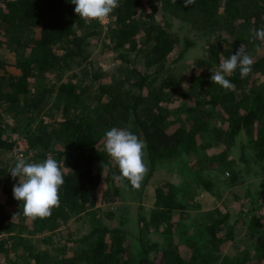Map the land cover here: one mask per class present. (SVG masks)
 I'll list each match as a JSON object with an SVG mask.
<instances>
[{
    "label": "trees",
    "instance_id": "16d2710c",
    "mask_svg": "<svg viewBox=\"0 0 264 264\" xmlns=\"http://www.w3.org/2000/svg\"><path fill=\"white\" fill-rule=\"evenodd\" d=\"M74 9L71 0H0V35L4 43L26 49L13 62L5 55L0 57V102L19 105L22 113L26 112L11 127L0 120V152L6 153V159H0V264H50V257L45 258L35 245L42 234L57 232L77 213L91 211V222L98 223L97 211L91 208L102 200L118 199L122 182L112 177L114 173L119 175V169L103 144L104 134L112 127L130 126L145 141L149 176L160 165L181 156L186 157V167L197 178L205 170L229 169L230 149L243 132L250 138L252 158L264 172V59H254L252 72L243 80L239 70L226 77L234 90H225L210 79L211 70L219 67L221 55L229 58L243 46L252 56L257 46L264 45V41L250 42V31L264 27V0H195L188 8L183 7V0H119V6L110 14L111 44L107 45L112 46L109 54L117 62L128 64V75L118 82L106 83L93 73L89 87L82 88V83L69 78L48 86L49 72L69 69L74 60L92 61L87 47L91 38L101 33V22L82 19ZM174 19L189 25L192 32L207 36H201L207 42L203 62L215 65L189 76L186 82L173 72L157 77L143 71L138 63L142 61L146 69L156 66L155 72H161L167 62L178 63L198 45L194 37H182L173 30ZM6 65H11L8 72ZM37 75L45 90L32 96ZM47 94L56 100L59 117L35 125ZM186 94L194 98L193 105L186 102L174 108L176 96ZM221 99L234 104L235 110L229 113L228 130H216L222 140L208 147L213 110L219 108ZM204 104L210 108H203ZM185 109L188 114H183ZM21 137L28 142L26 160L41 162L51 156L64 171L60 206L43 219L25 218L23 202L13 197L18 178L13 179L9 169L18 159L16 148ZM246 147L242 145V159L249 161ZM66 157L70 158L68 165L63 161ZM105 166L114 167V173L104 170ZM176 191L177 185L167 182L154 195L143 197V202L152 197L150 220L163 226L164 236L161 242L140 239L138 259H129L127 229L98 223L90 233L71 239L83 244L75 251L78 256L62 258L58 264L246 263L239 254L248 246L236 241L238 220L229 221V213L219 210L205 225L203 221L190 229L183 222ZM260 198L264 200V190ZM138 210L139 222L143 223L147 220L144 206ZM19 211L20 216L12 221L13 214ZM248 228L252 237L260 234L258 243L251 245L253 251L264 253V214H253ZM232 242L237 256L224 255ZM255 264H264V254Z\"/></svg>",
    "mask_w": 264,
    "mask_h": 264
},
{
    "label": "rangeland",
    "instance_id": "374dc122",
    "mask_svg": "<svg viewBox=\"0 0 264 264\" xmlns=\"http://www.w3.org/2000/svg\"><path fill=\"white\" fill-rule=\"evenodd\" d=\"M157 1V0H156ZM111 22L110 16L101 22V33L98 36L91 38V43L88 45V51L90 53L89 63L87 60H74L71 63V67L64 71L49 72L46 75V84L48 86L57 85L62 80H76L82 83L83 87H89L92 85L91 74L95 73L102 76L101 80L106 83L118 82L124 79L128 75V64H122L114 59V56L109 54L112 50L110 41L109 24ZM190 26L186 23L174 19L173 30L177 31L180 36L194 37L198 40V45L191 49L183 60L178 63L167 62L165 69L161 72H155L157 67L154 66L151 69H146L142 61H139V65L143 71L162 77L169 72H173V75L184 78V82L188 81V77L193 74L213 69L215 65L203 62L205 56V50L207 46L206 39L201 36H206L200 32H192ZM207 37V36H206ZM107 45V46H106ZM25 48L20 46L13 48L10 44H6L3 41V37L0 35V57L6 56L8 61L13 62L14 58L21 57L25 52ZM253 57L255 60L264 59V45L257 46L253 51ZM5 71L8 72V69ZM2 72V71H0ZM37 81L33 82L31 88L32 96H39L45 87L41 84L42 79L39 75L36 76ZM183 89L182 91H184ZM44 98V104L40 109V114L35 120V125L41 121L48 123L59 117V111L56 104V100L52 95L47 94ZM185 97V98H182ZM106 98H108L106 96ZM177 98V99H176ZM173 101L174 108L187 102L188 105H193L194 98L183 95L180 98L176 96ZM187 98H189L187 100ZM206 99V98H203ZM227 99H221L219 108H214L213 112V124L210 136V143L207 146L215 144L216 141H221V136H216L217 129L221 128L227 131L229 125V113L234 108V104L228 103ZM203 108H210L209 105H202ZM37 112V109H35ZM197 113L198 111H192ZM187 110L183 111L185 114ZM26 116V112L22 113V107L19 105H10L8 102H0V120L6 126H14L16 120L23 119ZM176 116L177 115H173ZM207 136V137H208ZM247 147L245 152L249 161L242 159V145ZM28 148V142L25 138H19L16 148L17 158H25V151ZM23 152V153H21ZM0 152V159L5 160V155ZM13 154V153H12ZM10 157L11 154H8ZM0 160V161H1ZM230 168L220 170H205L201 172V177L206 181H201V177H196L190 174V171L186 167V157L181 156L174 162L160 165L155 172L149 176L148 172L145 175L141 187L139 189H132L130 184L122 182L119 184L118 199L116 201H103L99 205L94 206L91 210H96V221L99 224L109 225L110 227H123L127 229L130 234L126 238L125 242L129 248V259H138L140 257V239L150 238L152 241L161 242L163 239V226H158L155 222L150 220V212L154 208V203L151 195L156 193V190L161 187H165L167 182H171L177 185V201L179 202L180 210L184 216L183 222L187 224L190 229L195 228L204 221V225L207 221L213 219L218 215V211L222 213L228 212L229 221L238 220L236 225V241L247 245V252L243 250L239 255L247 264H255L256 260L264 254L263 252L253 251L252 244L258 243V237L260 234L252 237L249 233V223L251 216L256 213L264 214V200L260 198L262 191L264 190V172L259 162L252 158V148L250 147V138L248 134L241 133L235 139V143L230 149L228 156ZM66 165L69 164L70 158L63 159ZM113 162V161H112ZM114 163V162H113ZM115 166H117L114 163ZM112 165V166H114ZM114 167H104V170H112ZM2 178L0 177V192H1ZM114 192V184L110 185ZM149 194V198L146 201H142L145 195ZM0 205H1V193H0ZM144 206V215H147V220L143 223L139 222V206ZM91 211L82 214H74L70 220L64 224L57 232H45L40 236V240L36 241L35 245L38 250L42 251L44 257H50V264L62 263V258H72L75 256V251L83 245L75 241L71 242V239H79L85 234L90 233L94 226L98 223L91 222ZM224 255L237 256V248L232 242L224 250ZM260 254V255H259ZM52 255V256H51ZM52 257V258H51ZM48 262V261H46ZM244 263V264H246Z\"/></svg>",
    "mask_w": 264,
    "mask_h": 264
},
{
    "label": "clouds",
    "instance_id": "9594fccd",
    "mask_svg": "<svg viewBox=\"0 0 264 264\" xmlns=\"http://www.w3.org/2000/svg\"><path fill=\"white\" fill-rule=\"evenodd\" d=\"M175 3L176 0H173ZM75 13L87 21L104 22L119 6V0H71ZM195 0H183V7L188 8ZM250 42L264 41V27L250 31ZM254 57L243 46L229 58L221 55L219 67L211 70V82L225 90H234V84L226 77L239 70L243 80L252 72ZM104 151L118 166L119 175L113 174L115 182L127 181L132 189H139L148 172L144 160L146 143L130 130V126L112 127L103 137ZM9 173L18 183L13 186V197L23 202V216L35 220L51 216L52 210L60 206L59 189L65 183L64 171L58 162L49 156L41 162H29L18 158ZM20 216V211L13 214L12 221Z\"/></svg>",
    "mask_w": 264,
    "mask_h": 264
}]
</instances>
